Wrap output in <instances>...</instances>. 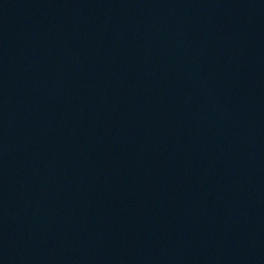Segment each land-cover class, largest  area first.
Wrapping results in <instances>:
<instances>
[{"label": "water", "instance_id": "obj_1", "mask_svg": "<svg viewBox=\"0 0 264 264\" xmlns=\"http://www.w3.org/2000/svg\"><path fill=\"white\" fill-rule=\"evenodd\" d=\"M0 264H264V0H0Z\"/></svg>", "mask_w": 264, "mask_h": 264}]
</instances>
